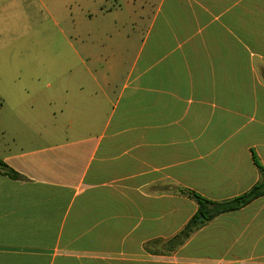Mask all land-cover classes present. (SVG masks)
<instances>
[{"label":"crops","instance_id":"obj_1","mask_svg":"<svg viewBox=\"0 0 264 264\" xmlns=\"http://www.w3.org/2000/svg\"><path fill=\"white\" fill-rule=\"evenodd\" d=\"M125 5L133 34L122 48L73 47L80 64L61 63L66 87L37 95L56 107L65 93L72 138L43 130L48 113L11 86L0 97V160L23 177L0 174V264H195L185 250L215 227L239 247L224 248L233 264H264V197L205 223L177 251L167 246L198 212L187 191L222 202L261 179L264 0ZM186 206L170 234L164 215Z\"/></svg>","mask_w":264,"mask_h":264},{"label":"rangeland","instance_id":"obj_2","mask_svg":"<svg viewBox=\"0 0 264 264\" xmlns=\"http://www.w3.org/2000/svg\"><path fill=\"white\" fill-rule=\"evenodd\" d=\"M117 9H120V24L115 25ZM131 11L125 5V0H0V97L7 99V85L11 86L12 92L19 93L25 100L29 99L28 108L32 105L34 112L48 113V121L44 123L43 130L56 128L60 131V139L72 138L70 116L64 101L65 93H60L63 100H59L56 107L50 106L37 95L54 97L61 91L59 85L63 83L66 87L71 74L65 67H61V63L73 60L80 64L76 54L72 52L73 47L80 49L82 45H94L93 52L97 56L103 53L100 51L102 47L121 49L133 34ZM88 30H94L96 36L86 37ZM102 30L108 35L102 36ZM130 51L129 48L128 53ZM52 61L56 65L50 67L49 62ZM81 67L80 65L74 69L76 75L81 74ZM121 87L122 85L119 89ZM77 91L74 85L69 96L70 102ZM116 98L117 96L112 101L113 105L108 107L109 113L113 110ZM7 107L6 103L4 113ZM60 110H66V114L62 115ZM54 112L57 114L56 118L52 115ZM188 211L189 207L186 206L176 215L171 211L164 215L163 220L171 222L168 228L170 234L179 228L188 216ZM210 231L192 239L185 253L201 259L194 261L197 264H233L234 254L224 253V248L229 249L232 245L221 242L218 227ZM211 246H215V249L209 251ZM232 248L236 251L239 249L238 245ZM244 254L243 257L250 255L248 252ZM223 256L227 258L225 261L214 262L207 259Z\"/></svg>","mask_w":264,"mask_h":264},{"label":"trees","instance_id":"obj_3","mask_svg":"<svg viewBox=\"0 0 264 264\" xmlns=\"http://www.w3.org/2000/svg\"><path fill=\"white\" fill-rule=\"evenodd\" d=\"M1 111V102H0ZM254 162L260 172V181L253 188H251L245 194L229 199L222 202H215L208 200L201 195L187 191L186 195L198 205V212L194 217L186 224L185 228L177 234L168 244V249L173 251L179 247L185 245V243L191 238V236L198 230H200L205 223L214 220L215 218L239 211L259 198L264 197V168L254 156ZM0 174L8 176L13 180H22L23 177L10 168L5 162L0 160Z\"/></svg>","mask_w":264,"mask_h":264}]
</instances>
